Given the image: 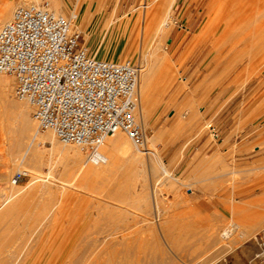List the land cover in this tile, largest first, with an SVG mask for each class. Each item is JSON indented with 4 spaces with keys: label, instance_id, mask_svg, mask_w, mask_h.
<instances>
[{
    "label": "rangeland",
    "instance_id": "rangeland-1",
    "mask_svg": "<svg viewBox=\"0 0 264 264\" xmlns=\"http://www.w3.org/2000/svg\"><path fill=\"white\" fill-rule=\"evenodd\" d=\"M55 1L60 4L58 14L72 21L91 56L116 63L129 61L147 70L154 67L158 54L166 57L162 69L154 67L152 108L145 122L136 116L147 131L149 151L138 148L122 132L133 145L131 154L143 155L142 160L130 163V153L118 155L119 169H123L118 174L105 180L84 181L73 159L48 140L33 139L32 146H25L17 156L16 146L2 141L0 132V205L9 193L12 177L21 169L28 175L17 187L26 191L35 188L34 196L20 207L19 213L0 225V261L19 260L23 250H29L34 256L27 264H32L38 258L45 259L52 244L57 249L64 240L83 243L88 234L97 239V229L111 228L112 239L118 245L128 241L139 245L156 237L160 251L147 257H163L173 264H233L236 254L238 264H264V255L255 254L251 247L256 234L264 242V224L258 231L244 227L250 217H264V190L239 193L241 188L264 183V31L256 30V26L264 25V0H177L163 38L154 33L163 16V0ZM42 2H49L57 12L53 0H1L0 11L7 7L9 12L8 19L0 12V25L10 22L18 7ZM222 14L223 23L230 20L229 24L237 26L229 32L231 39L224 53L209 57L212 38L207 41L205 24L208 18L222 19ZM245 70L249 73L246 77ZM13 92L14 99L21 102ZM191 98L192 108H185ZM38 130L41 134L49 132ZM55 138L60 145L71 146ZM160 146L164 150L174 146L179 155L190 147H204L190 150L196 155L189 163L186 160L184 165H178L180 159H176L169 165L162 159L164 150ZM148 152L155 153L160 167L156 175ZM83 153L85 160L87 155ZM164 167L171 176L162 172ZM37 208L44 210L40 213ZM237 224L242 228L236 230ZM161 227L185 228L174 234L189 237L181 241L182 248L172 247ZM224 232H229L230 237ZM118 245L115 248L120 249ZM75 256L67 257L64 264L77 259Z\"/></svg>",
    "mask_w": 264,
    "mask_h": 264
},
{
    "label": "built area",
    "instance_id": "built-area-1",
    "mask_svg": "<svg viewBox=\"0 0 264 264\" xmlns=\"http://www.w3.org/2000/svg\"><path fill=\"white\" fill-rule=\"evenodd\" d=\"M0 74L16 80L15 96L31 105L40 130L93 163L105 162L101 145L118 131L146 148L147 131L135 116L139 68L91 56L72 21L49 2L20 6L0 25ZM24 177L17 172L12 183Z\"/></svg>",
    "mask_w": 264,
    "mask_h": 264
},
{
    "label": "bare ground",
    "instance_id": "bare-ground-1",
    "mask_svg": "<svg viewBox=\"0 0 264 264\" xmlns=\"http://www.w3.org/2000/svg\"><path fill=\"white\" fill-rule=\"evenodd\" d=\"M176 1L177 0H163V8H161V9H163L162 10L163 11L162 12L163 13L162 14L163 16L161 17V19L158 18L159 20H158L157 26H156V28L154 30L155 35H157L158 37L163 38L165 35H167V30H168L167 28L169 27V25L171 23V21H170V13H171L174 5L176 4ZM34 2H35V0H34ZM53 3H54V6H55V9L57 11L56 13H59L60 12V4H59V2L53 0ZM212 7H214V6H212ZM154 11L157 12V9L154 10ZM210 11L213 12L215 10L211 9ZM8 12L9 11H8L7 7L1 12V14H3V16H4V19H8ZM209 15H210V13H209ZM217 15L218 14L216 13L215 16H217ZM223 16H224V14H222V17ZM148 17H150V16H148ZM154 18H157V17L155 16ZM145 21L147 22V20H145ZM229 21L230 20H228V22L226 21L227 23H223V22H225L224 21V17L222 19L215 18L212 21H211V19L208 18V20H207V22L205 24L206 25L205 26V29H206V32H207V35H208V39L207 38L206 39L208 41L209 39L212 38V41L210 43V51L208 53L209 57L210 56H215L216 54H222L227 49L228 44H226V43H228V41H230V39H231V34H229V32H230L231 29L234 30L236 28V26H237L236 24H233L234 26L231 25L232 23H231V21L230 22ZM152 22H153V20H152ZM229 23H231V24H229ZM147 26H148V24H147ZM144 27H145V22H144ZM256 27H257L256 30L258 32H263L264 31V25L261 24V25L256 26ZM148 29L149 28L147 27V30ZM149 31H151V30H149ZM151 32H153V31H151ZM146 33H147V31H146ZM259 36H260V34H259ZM200 37H201V35L198 37V39H200ZM244 38L246 39V37H244ZM254 38H256V37L254 36ZM204 39H205V37H204ZM263 39H264V36L261 39V44L263 42ZM158 40H160V38H158ZM254 43H255V41H254ZM195 45H196V43H195ZM230 50H231V48H230ZM236 51H237V49H236ZM155 53H154V56H155ZM251 53H252V51H251ZM93 57H96V56H93ZM184 58H185V56H184ZM232 58H233V56H232ZM243 59H244V57H243ZM222 60H223V58H222ZM156 61H157L156 63L154 62L155 63L154 64V67L155 68L162 69V65L166 62V57L159 56V54H158ZM223 61H221V62H223ZM154 67L153 68H150L148 70L147 69H143V68L142 69L139 68L140 75H139L138 89H137V106L135 108V112H136V115L135 116H138L140 118V120H142L143 122H145V120L147 118L148 109H151L152 108L149 105H150V102H152L151 100L153 98L152 97L153 80L156 77V72L154 70ZM255 70H256V68H255ZM253 72H254V70H253ZM243 74H244V76L245 75H247V76L249 75V73L246 70H245V72ZM241 77H243V76H241ZM15 88H16V80L9 79L4 74H1L0 75V132H1V140L2 139H3L2 141H6L7 140L9 144L16 146L17 156L19 154H21V151H22V149L25 146H29V147L32 146L33 139H35V138H40L41 139L42 138V139L48 140L51 143V145H53L55 147V149L56 148L59 149L60 152L63 155H65V156L73 159L72 160L73 161V164H74L75 167H77V170H78L77 172H78V174L82 175L81 177L84 178V181H89L91 179L92 180H94V179L95 180L96 179L97 180H105L108 177H111L113 175L118 174L120 170H123L121 168L119 169L118 155H130L131 154L130 150H132L131 148H132L133 145L130 142V140L122 133V131H118L115 134L110 135L109 137L107 136L105 138L104 142L102 143V145H101L102 152L101 153H102V155L105 158V162L104 163H99V164L93 163L91 160H89L88 156H87V159L84 160L81 149H78L76 147H73L72 145L71 146H63V145H60L58 143V141H56V138H55L56 136H55V134L52 131H49L46 134H41L39 132L38 127H37V123L34 120V116L32 117L33 108L26 101L19 102V101H16L14 99V97H13L14 92L13 91H15ZM193 103H194V100L191 98V99H189V100H187L185 102V105L184 104L183 105H184L185 108H192ZM2 131H3V133H2ZM160 135L161 134H159L158 136H160ZM162 135H164V134H162ZM3 136H5V138ZM155 138H157V136H155ZM35 141H36V139H35ZM29 147H27V148H29ZM148 148H149V146H148ZM146 151H149V149L146 148ZM153 153L154 152H152V153H149L148 152L147 154L149 156L150 163H151V166L150 167H152L153 174L156 175L159 172V168L160 167L158 165L156 156L154 155L155 153L154 154ZM142 156L143 155L133 154L132 153L131 154L130 163H135V162L138 163V161L142 160V158H143ZM217 157L219 158V156H217ZM220 160H221V156H220ZM6 164H5V166H6ZM29 165H31V163H29ZM123 166H124V164H123ZM136 166L137 165H135L133 169H135ZM14 167H18V164H15ZM125 168H126V165H125ZM33 169L35 170V168H33ZM18 172H21V173H24V174L28 175L27 171H24L22 169L19 170ZM134 172L138 173L136 170ZM162 172L165 175L171 176V172H170V170L167 167L162 168ZM122 174H123V171H122ZM38 175H40V173ZM38 175H36V176H38ZM3 177H6V176H1V178H3ZM124 177H126V176H124ZM131 177H133V176L131 175ZM36 178L39 179L38 177H36ZM126 178H128V177H126ZM10 183H11V187H8L7 188V189H9V193L7 192L8 194L5 195L4 201L0 205V225L3 222H6L5 221L6 219H8L9 221L12 220L11 217L14 218L19 213L20 207L27 200H29L30 198H32L31 196L34 193L33 191H35V188H31L30 190H27V191H26V189H20L21 187L19 188V187H17V184L14 185L12 183V179H11ZM44 183H46V181H44ZM257 184L255 186L252 185V187H248L247 186V187L241 188L240 189V192H239L240 195L250 194V193L254 192L256 190V188L261 189V190H264V183L261 182L260 184H258V186H257ZM54 185H56V184H54ZM45 187L49 190L47 184H45ZM40 188H42V187H40ZM60 188H61V186H60ZM55 190H58V189H55ZM41 191H43V190H41ZM61 191H60V193H61ZM46 192H48V191H46ZM143 199H145V197ZM138 203L141 204L140 201ZM157 203H159V202L157 201ZM41 204H43L42 206H44V203H41ZM54 205L56 207V204H54ZM39 206H38V208H39ZM42 206H41V208H44L47 205H45L44 207H42ZM44 209H41V211H43ZM39 211L37 212L38 214H39ZM41 211H40V213H41ZM45 211H47V210H45ZM42 213H44V212H42ZM48 218H46V219L48 220ZM249 219L250 220L246 222V224H245L244 227H248L250 230H257L258 231V228H261V226L264 224V217L263 218L262 217H259V216L258 217H250ZM45 224H47V222ZM235 227H236V230H238L239 228H242V226L241 225H238V224ZM116 228H114V229H116ZM110 229L111 228H107V229H105V228H103V229L102 228H99V229H97V230H99L98 231V235H99L98 238H100V240H101V244H99V245H102V248L100 247L101 249L98 248V242H99L98 240L99 239L98 238H97L98 240L97 239H94L92 237V235L89 236V234H88L89 237L87 235L83 237L84 239H86V240L83 239V241H82L83 243H77V242H72V241L71 242H69V241L66 242L64 240L62 242V244L57 249L54 248V245L52 244V246L49 248V251L47 252L48 254L46 255V258H45L46 260L45 259H42V258H40V259L38 258V259H36V261H33L32 264H64V263H66V258L67 257H71V256H75V255H78L77 256V259H75V257H76L75 256L74 257L75 260L69 261V264H173L170 260L164 259L163 257L162 258H159V257H156L154 255L153 256H150V257L149 256L147 257L148 254H151V255L153 253L157 254L160 251V248L161 247L159 248L160 244H159V242L157 243L156 237H155L154 241H149L147 239V241L142 242L139 245H136L134 242L132 243L131 241L130 242L128 241L126 243L123 242V244L121 242V244L118 245L112 239L113 238L112 236L114 235V233H112V230L113 229H111V231H110ZM183 229H185V228H180V229H175L173 227H163L162 228V230L164 232V237L167 239V241H169L171 243L170 245H172V247L174 246V247H177L178 248L181 245V241H184V238L185 237H187V238L189 237L188 235H183V234L176 235V234H174V231L175 230L183 231ZM116 230H117V233H118V229H116ZM43 231H45V230H43ZM256 233L257 232H255V234ZM224 235L228 238V237H230L231 234L229 232H226V233L224 232ZM249 235L250 234H248L247 236H249ZM257 235L258 234H256V237H254V243H253V246H251V247H252V250L254 251L255 254L256 253H261L259 256H262V255H264V242L261 243L262 239L258 238ZM41 236L42 235H40V237ZM127 239L128 238H126V241H127ZM184 244L185 243L183 242V245ZM115 245H118V247L120 246L121 248L120 249L119 248H115ZM44 246H45V244H44ZM79 247H83L82 250L75 251V250H77L76 248H79ZM180 247L182 248V246H180ZM30 249H32V248H30ZM33 254L34 253H32L29 250H26V251L23 250V252L21 253V258H19V260L17 259L15 261L11 262V261H9L7 259H2L0 261V264H27L29 262V260L31 258H33V256H34ZM142 255H144V257H142ZM235 256H236V258L233 260V262H231V261L230 262L233 263V264H238V262H239V259L238 258L239 257H238L237 254ZM239 256H240V254H239ZM61 257H63V259H61ZM246 260H247V258H246ZM227 262L228 261L223 262L222 264H228Z\"/></svg>",
    "mask_w": 264,
    "mask_h": 264
},
{
    "label": "crops",
    "instance_id": "crops-1",
    "mask_svg": "<svg viewBox=\"0 0 264 264\" xmlns=\"http://www.w3.org/2000/svg\"><path fill=\"white\" fill-rule=\"evenodd\" d=\"M9 1L12 3H15V0H9ZM84 43L86 44V42H84ZM100 59H103V58H100ZM160 147H162V150H164L163 149L164 146H160ZM202 147H204V146H196V147L194 146L193 148L190 147L182 155H179L177 150L174 149V146H166V148L162 154V159L164 160V162H166V164H169V165L172 164L176 159H180L178 165H182L186 160L188 161L186 163H189L192 160V158L194 157V155H196V153L190 154L189 153L190 150L195 149V148H198V150H199V149H202ZM198 150H196V151H198Z\"/></svg>",
    "mask_w": 264,
    "mask_h": 264
}]
</instances>
